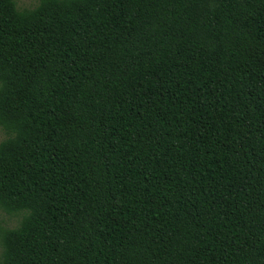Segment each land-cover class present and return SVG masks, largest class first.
Returning <instances> with one entry per match:
<instances>
[{
    "label": "trees",
    "instance_id": "16d2710c",
    "mask_svg": "<svg viewBox=\"0 0 264 264\" xmlns=\"http://www.w3.org/2000/svg\"><path fill=\"white\" fill-rule=\"evenodd\" d=\"M0 264H264V0H0Z\"/></svg>",
    "mask_w": 264,
    "mask_h": 264
},
{
    "label": "rangeland",
    "instance_id": "374dc122",
    "mask_svg": "<svg viewBox=\"0 0 264 264\" xmlns=\"http://www.w3.org/2000/svg\"><path fill=\"white\" fill-rule=\"evenodd\" d=\"M18 8H31L38 3V0H15ZM7 133L0 125V141L6 138ZM22 216V213H7L0 209V229L13 228L18 223ZM2 245L0 239V257H1Z\"/></svg>",
    "mask_w": 264,
    "mask_h": 264
}]
</instances>
